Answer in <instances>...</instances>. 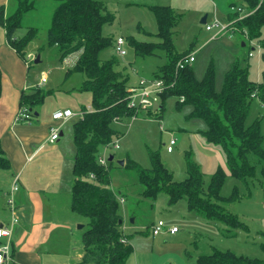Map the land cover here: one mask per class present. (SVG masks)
Masks as SVG:
<instances>
[{
    "label": "trees",
    "instance_id": "obj_1",
    "mask_svg": "<svg viewBox=\"0 0 264 264\" xmlns=\"http://www.w3.org/2000/svg\"><path fill=\"white\" fill-rule=\"evenodd\" d=\"M50 1L48 45L58 48L62 61L73 57L66 74H81L80 90L91 93V109H85L84 116L78 117L73 125L76 153L71 210L83 222L82 257L77 264H126L134 252L131 237L123 227L122 208L126 194L112 187L113 160L110 161L109 157L113 154L107 155V161L103 163L100 161L104 156L100 148L111 147L124 135L118 129V123L142 112L130 106V88L137 82L131 81L126 67H122L115 54L117 36L104 30L105 25L114 23L116 16L102 0H9L6 6H0V24L6 30L7 41L28 66L31 63L26 59L27 47L37 36L40 26H30L23 35L17 32L24 26L28 13H39ZM233 6L243 8L249 14L238 19L240 12L233 11ZM153 10L158 24L157 36L161 40L158 43L140 42L129 37L136 54H154L155 48L160 47L165 50L168 59L154 77L162 78L167 86L162 93L161 105L156 109L159 112L147 110V114L161 117L163 100L176 95L179 108L190 104L193 106L191 114L206 122L207 127L201 132L208 142L222 146L232 176L244 180L255 176L256 166L250 158L252 154L263 161L261 171L264 175V134L260 129V119L256 118L246 125L253 99H258L264 106V68L260 80L256 81L251 78L249 67L235 60L225 74L222 90H217L213 65L201 79L194 73L193 62L178 66L181 59L194 52L192 45L182 53L174 45L172 28L178 22V14L169 5H155ZM227 16L229 21L235 20V30L228 37L238 35L244 45L256 40L264 64V0L232 1ZM108 47L115 53L102 58L101 52ZM2 76L0 67V84ZM45 96V90L39 86L33 87L30 92L22 91L20 108L28 107L33 118L35 108L44 102ZM150 157L151 166L147 168L128 158L123 165L118 163V166L136 172L142 187L141 196L156 199L160 192L165 191L171 203L185 198L190 211L214 221L225 236H235L237 230L245 226L238 214L229 209V205L239 197L237 187L229 196L221 193L226 179L222 168L207 180L201 165L189 154L186 158L188 176L176 180L161 160L159 151H152ZM9 167L10 162L0 145V168ZM262 247L264 249V243ZM196 264H264V258L217 249L198 255Z\"/></svg>",
    "mask_w": 264,
    "mask_h": 264
},
{
    "label": "rangeland",
    "instance_id": "obj_2",
    "mask_svg": "<svg viewBox=\"0 0 264 264\" xmlns=\"http://www.w3.org/2000/svg\"><path fill=\"white\" fill-rule=\"evenodd\" d=\"M102 1L116 16L114 23L105 25L104 30L125 38L124 48L127 54H117L108 47L100 55L102 58H108L115 53L121 60L122 67H126L125 71L128 72L133 83H138L142 77L148 80L154 78L160 67L168 60L165 50L160 47L155 48L154 54H136L129 40V37H134L140 42L158 43L161 40L157 36L158 24L153 10L155 5H169L178 14V22L172 28L173 42L180 53L193 46L195 61L192 66L198 78H203L209 66L213 65L216 89L220 91L224 86L225 74L235 60L249 67L252 79L258 81L261 78L264 64L256 40L243 45L242 38L238 35L232 38L219 35L212 39L211 36L217 29L207 31L205 23H201L204 15H207V22L210 24L214 23L215 19L222 23L228 22L229 3L238 0ZM51 3L52 1L47 3L39 13L38 11L28 13L24 18V26L17 32L18 35H23L30 26H40L37 36L27 47L26 56L27 61L31 63L28 75L32 83L37 84L42 71L48 74V81L43 84L46 96L40 105V112L45 114L47 110H50V106H59V104L70 105L74 111L81 106L90 109L91 100L88 92L79 94L82 75L78 73L67 75V67L60 58L58 48L48 45L47 28L50 24ZM252 47H255V50H252ZM250 50L255 52L253 56H249ZM37 56L40 57L39 62L35 61ZM5 82L6 79L3 77L0 84L1 100L5 99L4 94L8 92ZM10 100L11 98L7 99V102L10 103ZM177 100L176 95L167 96L163 100L161 117L149 116L147 110H141L138 116L118 123V129L124 133L122 137L116 139L117 141L115 140L118 148L114 146V143L109 148H100L101 155L113 154L114 156L112 187L126 194L122 208L123 227L125 233L131 237L134 246V252L126 264H196L198 255L208 254L217 249H230L237 254L264 258L262 247L264 243V175L261 171L263 161L252 154L250 158L256 166L255 176L247 177L246 180L232 176L222 146L208 142L201 132L207 127L206 122L191 114L193 106L190 104H183L179 108ZM4 104L5 101L3 105H0V113L2 108L7 106ZM152 111L159 112L156 109ZM256 118L260 119V129L264 134V106L255 98L251 103L246 125L251 124ZM5 119L6 114H1L0 132L5 126ZM75 121L76 118L62 125L65 132L62 139L67 144L70 143V139L73 141ZM171 139L175 140L174 150L168 152L167 146ZM262 147L264 148V139ZM152 151H159L161 160L173 172L176 180H183L188 176L186 158L189 154L201 165L207 180L217 169L222 168L226 172V179L221 193L229 196L234 187H237L239 197L237 201L229 205V209L238 214L245 226L239 228L235 236H225L214 221L190 211L185 198L171 203L165 191L160 192L156 199L141 196L142 187L136 172L131 168L118 166V161L128 158L147 168L151 166ZM9 175L5 169L0 168V187L3 191L11 185L12 179ZM133 217L135 221L132 222ZM159 219L165 221L166 228L176 224L180 231L169 234L170 232L165 228L161 234L154 236L152 226ZM78 224L75 233L79 231L81 233L82 228L77 230Z\"/></svg>",
    "mask_w": 264,
    "mask_h": 264
},
{
    "label": "crops",
    "instance_id": "obj_3",
    "mask_svg": "<svg viewBox=\"0 0 264 264\" xmlns=\"http://www.w3.org/2000/svg\"><path fill=\"white\" fill-rule=\"evenodd\" d=\"M8 1L0 0V6H6ZM73 60L71 57L63 61L66 69ZM0 67L8 91L4 94L5 99H0V105L4 101L7 105L0 113L6 114L0 145L10 162V167L5 170L12 179L6 191L0 187V227L11 225L12 212L7 203L11 197L19 219L12 226L10 258L3 264H77L82 257L81 233H75L80 219L72 212L70 201L76 147L74 138L68 144L63 141L65 132L62 125L78 117L54 120L52 115L55 111L70 108V105L59 104L50 106L45 114L40 112L41 106H37L35 117L29 120L16 118L21 92H30L35 86L43 88L41 77L45 74L47 82L48 74L42 71L37 84L30 81L28 63L7 41L6 30L1 24ZM83 92L88 91H80L79 94ZM88 96L91 100L90 92ZM85 109L81 106L75 111ZM53 125L60 126L61 135L57 141L50 142L48 137ZM15 175H19V189L14 192Z\"/></svg>",
    "mask_w": 264,
    "mask_h": 264
},
{
    "label": "built area",
    "instance_id": "obj_4",
    "mask_svg": "<svg viewBox=\"0 0 264 264\" xmlns=\"http://www.w3.org/2000/svg\"><path fill=\"white\" fill-rule=\"evenodd\" d=\"M233 11L237 10L240 12V16L238 19H242L249 14L246 10L240 7H231ZM235 20L228 21L222 23L218 19H215V22L210 24L208 22L205 23V29L207 31H212L213 29H217L216 32L211 36V38H216L219 35H227L232 36L235 26L233 23ZM126 40L123 36L119 35L115 40V51L117 54L125 55L127 54V50L124 48ZM259 51V45H257ZM255 50V48H253ZM255 52H249V56H253ZM31 56V55H29ZM195 61V52H191L186 57L181 59L178 63V66L183 67L185 63H192ZM47 80V76L44 74L41 77L40 83L43 84ZM167 86L165 81L162 78H152L150 80L142 77L136 85L131 86L130 88V106L136 108L137 110H152L157 109L159 105H161L162 93L166 90ZM183 100V99H182ZM85 111H74L71 108L60 109L53 113L52 117L54 120H69L72 117H83ZM32 117V114L29 111V108L24 106L19 109L18 114L16 116L17 119L29 120ZM61 130L60 126L53 125L50 129V135L48 140L50 142H55L60 138ZM175 140L171 139L167 146L168 152L174 150ZM114 146L118 148L117 142L114 143ZM100 161L106 163L107 155H104L100 158ZM19 189V175H15L12 184V191H17ZM123 202L124 199H121ZM10 206V210L12 212L11 216V225L10 226H1L0 227V264H3L7 259L10 258L11 251V238H12V226L18 222V216L16 215L15 205L13 198H9L7 201ZM166 228L165 221L163 219H159L157 223L152 226L153 235H159ZM168 229L171 233H176L179 231L178 226H170Z\"/></svg>",
    "mask_w": 264,
    "mask_h": 264
},
{
    "label": "water",
    "instance_id": "obj_5",
    "mask_svg": "<svg viewBox=\"0 0 264 264\" xmlns=\"http://www.w3.org/2000/svg\"><path fill=\"white\" fill-rule=\"evenodd\" d=\"M206 22H207V15H204L202 17V19H201V23H206ZM243 45H244V43H243ZM35 61L36 62H39L40 61V57L37 56L36 59H35ZM113 158H114V156L113 155H110L109 160L112 161ZM118 163L121 164V165H123L125 163V161L124 160H120V161H118ZM131 221L133 222L134 221V218H132ZM77 227L78 228H82L83 227V224L79 223Z\"/></svg>",
    "mask_w": 264,
    "mask_h": 264
}]
</instances>
